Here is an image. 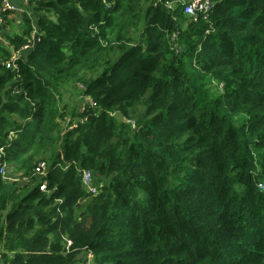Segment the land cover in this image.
I'll return each mask as SVG.
<instances>
[{
    "label": "trees",
    "instance_id": "trees-1",
    "mask_svg": "<svg viewBox=\"0 0 264 264\" xmlns=\"http://www.w3.org/2000/svg\"><path fill=\"white\" fill-rule=\"evenodd\" d=\"M32 2L0 11V264H264V0Z\"/></svg>",
    "mask_w": 264,
    "mask_h": 264
},
{
    "label": "built area",
    "instance_id": "built-area-1",
    "mask_svg": "<svg viewBox=\"0 0 264 264\" xmlns=\"http://www.w3.org/2000/svg\"><path fill=\"white\" fill-rule=\"evenodd\" d=\"M184 12L187 15H195L196 12H206L210 8L208 0H190V2H185ZM0 11H8L10 13H16L17 9L12 5L8 0H0ZM28 50V49H26ZM0 175L6 177L7 169L5 165H2L0 162ZM83 185L90 194H96V188L92 184V179L89 173H85L83 176ZM44 186H41L43 189Z\"/></svg>",
    "mask_w": 264,
    "mask_h": 264
},
{
    "label": "crops",
    "instance_id": "crops-1",
    "mask_svg": "<svg viewBox=\"0 0 264 264\" xmlns=\"http://www.w3.org/2000/svg\"><path fill=\"white\" fill-rule=\"evenodd\" d=\"M12 5H14V7L17 9V13H21L22 11H26L28 14L29 12H31V6L33 5V0H8ZM12 18H16V14L15 16L12 15ZM5 24V23H4ZM4 24L0 23V34L3 32L4 30ZM9 31V29H8ZM0 40H3L2 38H0ZM2 43V42H1ZM5 44V43H3Z\"/></svg>",
    "mask_w": 264,
    "mask_h": 264
},
{
    "label": "rangeland",
    "instance_id": "rangeland-1",
    "mask_svg": "<svg viewBox=\"0 0 264 264\" xmlns=\"http://www.w3.org/2000/svg\"><path fill=\"white\" fill-rule=\"evenodd\" d=\"M20 25H21L20 20H18L16 23H14V25L12 24V26H10L11 32L12 33H18L17 30L20 28ZM76 87H77V89H81V85H77ZM63 94H64V97L67 99V101H69L71 98V92L69 91V89H65ZM11 166H9V167H11ZM9 170H11V169L9 168ZM91 178H92V176H91ZM88 257H90V255H88Z\"/></svg>",
    "mask_w": 264,
    "mask_h": 264
},
{
    "label": "water",
    "instance_id": "water-1",
    "mask_svg": "<svg viewBox=\"0 0 264 264\" xmlns=\"http://www.w3.org/2000/svg\"><path fill=\"white\" fill-rule=\"evenodd\" d=\"M26 51H29V50H26ZM115 117H120L119 114H115L114 115ZM79 203H81V201H79ZM78 206V205H77Z\"/></svg>",
    "mask_w": 264,
    "mask_h": 264
}]
</instances>
